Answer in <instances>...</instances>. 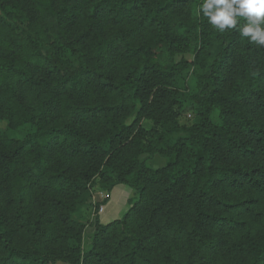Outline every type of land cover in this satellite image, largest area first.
Masks as SVG:
<instances>
[{
  "label": "trees",
  "instance_id": "1",
  "mask_svg": "<svg viewBox=\"0 0 264 264\" xmlns=\"http://www.w3.org/2000/svg\"><path fill=\"white\" fill-rule=\"evenodd\" d=\"M203 2L0 0V120L35 128L0 131V264H264V45Z\"/></svg>",
  "mask_w": 264,
  "mask_h": 264
},
{
  "label": "rangeland",
  "instance_id": "2",
  "mask_svg": "<svg viewBox=\"0 0 264 264\" xmlns=\"http://www.w3.org/2000/svg\"><path fill=\"white\" fill-rule=\"evenodd\" d=\"M177 87L185 92L193 94L196 91V80L191 73H184L183 76L178 80ZM193 112H192V105L187 104L184 108L183 112V122L184 124H189L192 120ZM144 126L146 128H151V125L145 123ZM0 131L8 134L10 137L25 140L27 139L34 131L35 128L32 125H25L19 128L18 130L12 131L8 128V123L4 120H0ZM167 161L165 159L160 158L159 156L153 157L148 161L149 167L153 169L161 168L166 166ZM112 195V199H111ZM110 197L107 199V192H97L95 193V202L103 203L105 200L107 201V205L101 207L99 212V220L104 223L108 224L115 220L122 219L125 214L130 209V200L131 199H138V196L135 194L134 190L127 187V186H118L115 188ZM106 214L104 220H101V215ZM94 224H95V216L91 218L90 224L86 227L84 233V242L83 248L84 250L89 249L92 243V237L94 234Z\"/></svg>",
  "mask_w": 264,
  "mask_h": 264
},
{
  "label": "clouds",
  "instance_id": "3",
  "mask_svg": "<svg viewBox=\"0 0 264 264\" xmlns=\"http://www.w3.org/2000/svg\"><path fill=\"white\" fill-rule=\"evenodd\" d=\"M200 8L207 22L220 32L237 29L244 18L247 22L239 27L240 35L264 45V0H204Z\"/></svg>",
  "mask_w": 264,
  "mask_h": 264
},
{
  "label": "crops",
  "instance_id": "4",
  "mask_svg": "<svg viewBox=\"0 0 264 264\" xmlns=\"http://www.w3.org/2000/svg\"><path fill=\"white\" fill-rule=\"evenodd\" d=\"M111 199H112V195H111ZM107 205V204H106ZM106 214L107 213H105L104 215H101V220H104V218L106 217Z\"/></svg>",
  "mask_w": 264,
  "mask_h": 264
},
{
  "label": "built area",
  "instance_id": "5",
  "mask_svg": "<svg viewBox=\"0 0 264 264\" xmlns=\"http://www.w3.org/2000/svg\"><path fill=\"white\" fill-rule=\"evenodd\" d=\"M110 196L107 194V199L109 198Z\"/></svg>",
  "mask_w": 264,
  "mask_h": 264
}]
</instances>
